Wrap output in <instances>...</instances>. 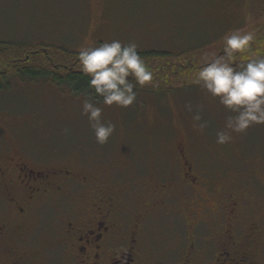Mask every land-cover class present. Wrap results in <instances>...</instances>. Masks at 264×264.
<instances>
[{"label":"rangeland","instance_id":"rangeland-1","mask_svg":"<svg viewBox=\"0 0 264 264\" xmlns=\"http://www.w3.org/2000/svg\"><path fill=\"white\" fill-rule=\"evenodd\" d=\"M263 9L264 0H0V40L103 57L121 48L192 53L186 56L209 76L194 89L100 99L15 77L0 91V137L23 153L53 154L84 170L115 167L127 177L150 171L152 160L155 172L169 174L173 144L181 142L197 176L243 194L237 237L246 223L264 229V62L234 73L221 68L225 38ZM168 223L159 215L164 250L173 241Z\"/></svg>","mask_w":264,"mask_h":264},{"label":"flooded vegetation","instance_id":"flooded-vegetation-1","mask_svg":"<svg viewBox=\"0 0 264 264\" xmlns=\"http://www.w3.org/2000/svg\"><path fill=\"white\" fill-rule=\"evenodd\" d=\"M171 153L169 174L152 160L127 177L0 137V264H220L224 253L227 264H261V225L246 223L237 237L243 194L197 176L181 142ZM159 215L170 219L166 250Z\"/></svg>","mask_w":264,"mask_h":264},{"label":"trees","instance_id":"trees-1","mask_svg":"<svg viewBox=\"0 0 264 264\" xmlns=\"http://www.w3.org/2000/svg\"><path fill=\"white\" fill-rule=\"evenodd\" d=\"M257 13L250 25L246 24L225 38L222 72L234 73L237 67L241 70L264 62V9ZM231 35L239 37L235 39ZM186 55L192 53L167 57L166 54L121 48L117 54L103 57L0 40V91L9 88L15 77L49 79L96 99L104 95L131 98L140 90L153 94L194 89L209 80V76L199 73L201 68Z\"/></svg>","mask_w":264,"mask_h":264}]
</instances>
